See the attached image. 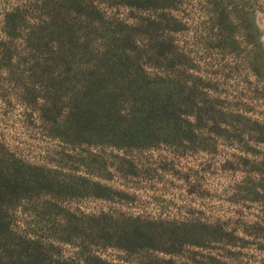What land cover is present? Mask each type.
<instances>
[{"label":"rangeland","instance_id":"obj_1","mask_svg":"<svg viewBox=\"0 0 264 264\" xmlns=\"http://www.w3.org/2000/svg\"><path fill=\"white\" fill-rule=\"evenodd\" d=\"M2 39L0 264H264V0H0Z\"/></svg>","mask_w":264,"mask_h":264},{"label":"trees","instance_id":"obj_2","mask_svg":"<svg viewBox=\"0 0 264 264\" xmlns=\"http://www.w3.org/2000/svg\"><path fill=\"white\" fill-rule=\"evenodd\" d=\"M11 21L9 20V22ZM5 38H9V35L6 32H5ZM0 49H7V42L4 41V39L0 40Z\"/></svg>","mask_w":264,"mask_h":264}]
</instances>
